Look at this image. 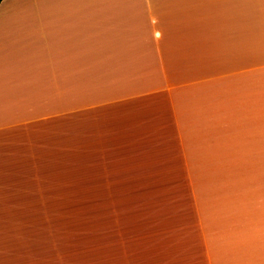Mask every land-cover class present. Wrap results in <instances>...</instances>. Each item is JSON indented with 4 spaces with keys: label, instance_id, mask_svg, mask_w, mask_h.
Instances as JSON below:
<instances>
[{
    "label": "crops",
    "instance_id": "0c3cea01",
    "mask_svg": "<svg viewBox=\"0 0 264 264\" xmlns=\"http://www.w3.org/2000/svg\"><path fill=\"white\" fill-rule=\"evenodd\" d=\"M61 122L48 164L186 181L161 264H264V0H1L0 196Z\"/></svg>",
    "mask_w": 264,
    "mask_h": 264
},
{
    "label": "rangeland",
    "instance_id": "374dc122",
    "mask_svg": "<svg viewBox=\"0 0 264 264\" xmlns=\"http://www.w3.org/2000/svg\"><path fill=\"white\" fill-rule=\"evenodd\" d=\"M60 124L53 133L49 125L40 135H25L30 147L20 154L27 161L20 186L10 181L0 196V264H161L163 238L176 236L172 211L190 203L186 181L171 173L165 178L162 168L138 171V158L124 168L133 175L118 174L111 167L117 160L97 158L92 140L75 151L83 154L80 164L31 159L50 153L36 152L39 146L64 145Z\"/></svg>",
    "mask_w": 264,
    "mask_h": 264
},
{
    "label": "trees",
    "instance_id": "16d2710c",
    "mask_svg": "<svg viewBox=\"0 0 264 264\" xmlns=\"http://www.w3.org/2000/svg\"><path fill=\"white\" fill-rule=\"evenodd\" d=\"M1 1V0H0ZM57 153L53 154V155H47L45 154L44 156H42L41 158V161H42V164H48V162L52 159V160H55L58 162V158H63L64 159V156L63 154H58L56 155Z\"/></svg>",
    "mask_w": 264,
    "mask_h": 264
}]
</instances>
